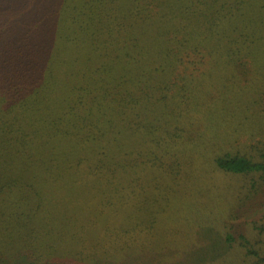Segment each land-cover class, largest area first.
Segmentation results:
<instances>
[{
	"label": "trees",
	"instance_id": "16d2710c",
	"mask_svg": "<svg viewBox=\"0 0 264 264\" xmlns=\"http://www.w3.org/2000/svg\"><path fill=\"white\" fill-rule=\"evenodd\" d=\"M263 75L264 0H0V264L141 255L192 161L256 196L264 137L209 134L223 85ZM254 223L238 245L264 264Z\"/></svg>",
	"mask_w": 264,
	"mask_h": 264
},
{
	"label": "rangeland",
	"instance_id": "374dc122",
	"mask_svg": "<svg viewBox=\"0 0 264 264\" xmlns=\"http://www.w3.org/2000/svg\"><path fill=\"white\" fill-rule=\"evenodd\" d=\"M238 80L228 82L232 87L238 86L235 99L230 85L226 87L225 83L221 88V98L217 100L225 103L217 112L222 120L210 131L211 145L213 141L226 146L245 145L248 137H264V75ZM214 100L207 103L217 105ZM189 169L187 186L182 184L186 195H180L174 206L160 213L162 226L156 225L151 232V237L159 238L141 255L130 256L123 264H254L255 256L248 257L238 242L241 236L250 241L255 233L251 223L257 225L264 220V188L256 196L245 198L243 187L251 177L226 176L208 162L192 161ZM200 203L209 209H201ZM204 210L211 211L213 220L209 215L200 218ZM148 218H144L145 223ZM225 233H230L233 240L225 241ZM210 241L214 253L207 256L204 248Z\"/></svg>",
	"mask_w": 264,
	"mask_h": 264
}]
</instances>
